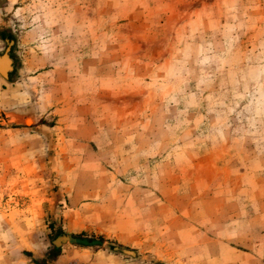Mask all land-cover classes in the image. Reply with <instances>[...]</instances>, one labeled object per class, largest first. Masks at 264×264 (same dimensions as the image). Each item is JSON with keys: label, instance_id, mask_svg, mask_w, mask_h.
I'll return each instance as SVG.
<instances>
[{"label": "rangeland", "instance_id": "1", "mask_svg": "<svg viewBox=\"0 0 264 264\" xmlns=\"http://www.w3.org/2000/svg\"><path fill=\"white\" fill-rule=\"evenodd\" d=\"M0 26V264H264V0H0ZM55 229L99 245L49 260Z\"/></svg>", "mask_w": 264, "mask_h": 264}, {"label": "trees", "instance_id": "2", "mask_svg": "<svg viewBox=\"0 0 264 264\" xmlns=\"http://www.w3.org/2000/svg\"><path fill=\"white\" fill-rule=\"evenodd\" d=\"M49 228L52 229V225H50ZM49 243L50 250L47 252V257L49 258V260H54L55 258H57L62 246H64L65 244L83 248L95 247L99 245L97 243V240L88 239L83 234H66L61 229H55L49 234Z\"/></svg>", "mask_w": 264, "mask_h": 264}, {"label": "water", "instance_id": "3", "mask_svg": "<svg viewBox=\"0 0 264 264\" xmlns=\"http://www.w3.org/2000/svg\"><path fill=\"white\" fill-rule=\"evenodd\" d=\"M5 29L6 28H3V30L0 29V43L3 46L2 49L0 50V58L4 57L5 55L8 56V59L10 61V64H9L10 71L9 72L5 71V69H3L1 67V63H0V77H4L3 76L4 73L7 72L6 74L8 76L5 80L7 83L12 84V83L17 82V80L19 78L20 71H21V59H20L18 52H17V39H16V35L14 33V30L10 27V28H8V31L7 30L5 31L6 33H8V35L13 40V44L11 46H9L7 41L4 39L5 33H3V32Z\"/></svg>", "mask_w": 264, "mask_h": 264}, {"label": "bare ground", "instance_id": "4", "mask_svg": "<svg viewBox=\"0 0 264 264\" xmlns=\"http://www.w3.org/2000/svg\"><path fill=\"white\" fill-rule=\"evenodd\" d=\"M0 29H2L3 30V27H1L0 26ZM8 31V28H6L5 30H4V32L3 33H5V35H7L8 33H6L5 31ZM5 37V36H4ZM9 50V49H8ZM7 50V51H8ZM4 57H6V58H0V63H1V67L3 68V69H5V71H10V66H9V64H10V61H9V59H8V56L7 55H5ZM4 63V64H3ZM6 64H8V65H6ZM7 73V72H6ZM6 73H4V77H0V78H3V80H5L6 78H7V74ZM9 79V78H8ZM6 81V80H5Z\"/></svg>", "mask_w": 264, "mask_h": 264}, {"label": "built area", "instance_id": "5", "mask_svg": "<svg viewBox=\"0 0 264 264\" xmlns=\"http://www.w3.org/2000/svg\"><path fill=\"white\" fill-rule=\"evenodd\" d=\"M67 264H82V263L77 262V261H75V260H72V261L68 262Z\"/></svg>", "mask_w": 264, "mask_h": 264}]
</instances>
